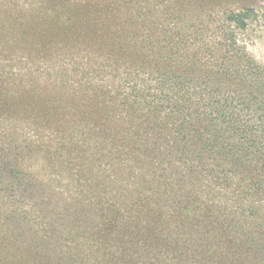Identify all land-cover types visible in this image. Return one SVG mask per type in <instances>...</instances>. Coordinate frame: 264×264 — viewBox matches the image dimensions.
I'll use <instances>...</instances> for the list:
<instances>
[{
	"label": "trees",
	"instance_id": "16d2710c",
	"mask_svg": "<svg viewBox=\"0 0 264 264\" xmlns=\"http://www.w3.org/2000/svg\"><path fill=\"white\" fill-rule=\"evenodd\" d=\"M255 16L0 0V264H264Z\"/></svg>",
	"mask_w": 264,
	"mask_h": 264
},
{
	"label": "rangeland",
	"instance_id": "374dc122",
	"mask_svg": "<svg viewBox=\"0 0 264 264\" xmlns=\"http://www.w3.org/2000/svg\"><path fill=\"white\" fill-rule=\"evenodd\" d=\"M197 4L210 6L218 2L221 8L227 7H254L256 16L249 23L247 31L240 33L241 39L249 52L264 66V0H193ZM61 86H57L61 90ZM56 88V87H55ZM54 88V89H55ZM74 196L68 191L64 197Z\"/></svg>",
	"mask_w": 264,
	"mask_h": 264
}]
</instances>
